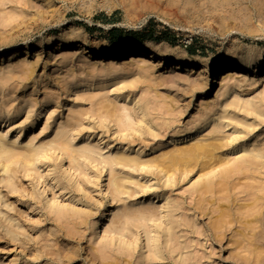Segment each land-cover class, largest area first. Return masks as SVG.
<instances>
[{"label": "rangeland", "instance_id": "374dc122", "mask_svg": "<svg viewBox=\"0 0 264 264\" xmlns=\"http://www.w3.org/2000/svg\"><path fill=\"white\" fill-rule=\"evenodd\" d=\"M162 1L158 10L119 0H0V50L10 58L16 48L29 49L14 80L0 86V116L11 127L0 135L13 148L16 134L33 127L13 149L15 158L0 161V264H66L69 253L71 264H264V231L255 222L264 217V75L249 74L235 89V101L253 103L246 112L229 107L234 101L223 98V85L194 101L188 75L141 76L138 65L126 69L135 63L128 56L64 69L42 64L50 43L74 29L79 43L107 51L149 39L220 68L246 46L262 49L264 58V23L242 24L208 4ZM38 77L42 95L23 97ZM199 126L206 130L199 142L212 157L181 159L168 179L166 154L199 143L176 145L173 137ZM63 135L80 150L78 162L59 148ZM90 147L94 158L85 159L81 149ZM255 152L263 159L255 161ZM123 154L164 172L107 166ZM7 163L8 176L1 170ZM111 174L123 195L108 192ZM207 182L210 192L202 188ZM146 209L153 220L125 223V211ZM106 211L119 217L111 215L104 233L97 229Z\"/></svg>", "mask_w": 264, "mask_h": 264}, {"label": "bare ground", "instance_id": "6f19581e", "mask_svg": "<svg viewBox=\"0 0 264 264\" xmlns=\"http://www.w3.org/2000/svg\"><path fill=\"white\" fill-rule=\"evenodd\" d=\"M168 2L174 3H186L188 5H203L208 4L210 8L220 9L226 15H230L232 19L235 21H240V23L244 24L245 22L251 21H259L260 23H264V0H166ZM122 3H129L131 6H134L136 3L140 5H147L149 7L157 8L158 10L162 9L166 3L162 0H119ZM249 4H251V14H246L245 11L248 9ZM244 29L248 31L252 30L249 26H246ZM67 38L65 40L55 39V42L50 43V49L48 50V55L46 56V60L42 61L44 68L48 66H58V68H71L77 65H82L83 62H94L101 63L108 61L109 59H114L116 57L128 56L132 57L135 62L132 65H125L127 68L134 67V65H138L139 72L141 76L149 75L151 70L157 71L161 76L163 71H168L167 73L179 75L181 73L188 75V80L185 81L188 85L189 89H193V100H207L214 96L218 87L223 85L224 93L223 98L225 100L232 98L234 101L229 107H235L241 109L243 111H248L252 109V102H246L239 104L235 101V96L238 95L236 92V87L241 84V82H246L249 74H258V76L264 75V58L261 57L263 50L255 47V46H246L242 50H237L236 55L232 57L231 60H234L235 63H230L224 67H216L215 65H211L208 62H195L189 59L185 54L174 53L173 48H171L168 44L159 45L154 42L147 41L146 44L142 46H133L127 48H114L109 51L104 48L99 49L96 47L95 42H80L78 41V32L74 29L72 32L66 35ZM44 47L42 46V50ZM29 49H14V53L10 58H7V51L0 50V86H7L14 80V73L17 69H21L22 62L21 59L24 56L28 55ZM44 51V50H43ZM24 55V56H23ZM37 56V55H35ZM41 59V58H38ZM105 60V61H104ZM233 61V62H234ZM15 62V63H14ZM142 65V66H139ZM130 66V67H129ZM55 72V71H54ZM196 76V79L191 80L190 78ZM240 77V81H237ZM241 78H244L241 80ZM218 80L224 81V83L219 82ZM39 82L38 78H32L31 87L25 88V92L23 97H28V99L33 100L38 96L42 95V89H38L37 83ZM214 84V85H213ZM234 84H237L236 86ZM214 86V87H213ZM216 87V88H215ZM199 94L200 97H199ZM44 105L43 107H45ZM250 108V109H249ZM126 113V111H125ZM5 119L0 116V128L7 129L10 131V126H8ZM33 127H26L23 131L16 134V141L13 142V148L7 145L9 139L3 135H0V161L7 160L10 162L15 158L16 153L13 149H16L17 146H21L23 144V139L26 136L28 131H31ZM205 127H194L188 130L180 131L177 133L173 139L177 142L174 144H188L193 141L199 142L200 137L206 130ZM10 133V132H9ZM61 134L58 136L60 137ZM66 135H63L60 138L59 148L67 153V155H78V157L72 158L75 162H78L80 157V150H75L74 147L65 139ZM90 138H94L91 136ZM183 140V141H182ZM11 142V141H10ZM32 145H26L25 150L31 148ZM81 149L82 157L85 159H93L95 149ZM98 154H95L97 156ZM212 157L211 147L209 145L202 144L200 141L197 145L187 147L185 149L176 147L174 150L169 151L166 154V159L169 161V168L165 172L166 177L169 179L172 176V173L178 170L177 163L184 158H190L194 161L199 160L200 158H204L205 160ZM253 159L255 161H260L263 159V156L260 152H255L253 154ZM34 162V161H33ZM32 163V162H31ZM245 163V162H242ZM10 163L3 164L1 166V170L5 175H9L13 173L12 166H7ZM108 167L113 166H122V167H154L156 170L158 169L161 173L164 172V169L160 165H151V164H135V161L129 159V157L124 154L112 158L106 162ZM135 164V165H134ZM6 165V166H4ZM211 168V167H210ZM213 169V168H212ZM187 172L186 170L184 171ZM202 188L210 192L212 190V185L210 183H204ZM250 190H256V188L250 187ZM108 192L111 194H115L116 196H121L124 194V186L119 178L115 177L111 174V179L109 180ZM261 204L259 210L262 214H264V200ZM155 213L153 210L146 209L143 211H139L134 214L131 211H125L124 221L127 224L128 222H137L138 224H147L149 221L153 220L155 217ZM111 215H115L114 218H118V213L113 214V212L106 211L103 215V219L98 222V231L108 232L106 228H109L111 225V220L109 219ZM257 224H260L259 228H263L264 231V217L255 220ZM122 225L123 228H117V232L121 238H123L122 232L126 229ZM116 232V231H115ZM146 234H151L145 230ZM8 235L16 239L17 235L10 231ZM149 236V235H148ZM101 236H99L100 238ZM156 248V243L154 244ZM72 252L73 246L72 244L69 246ZM158 250V248H156ZM160 252L157 251L156 254ZM74 253H69L66 257V264H71L72 261L69 260L72 258Z\"/></svg>", "mask_w": 264, "mask_h": 264}, {"label": "trees", "instance_id": "16d2710c", "mask_svg": "<svg viewBox=\"0 0 264 264\" xmlns=\"http://www.w3.org/2000/svg\"><path fill=\"white\" fill-rule=\"evenodd\" d=\"M147 41H149V39H146V41H144V42H147Z\"/></svg>", "mask_w": 264, "mask_h": 264}]
</instances>
